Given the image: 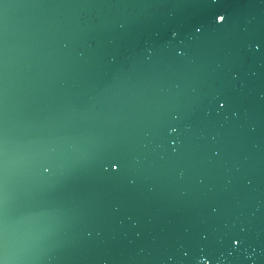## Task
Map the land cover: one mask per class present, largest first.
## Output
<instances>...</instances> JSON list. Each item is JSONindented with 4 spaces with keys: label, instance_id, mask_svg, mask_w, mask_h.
I'll return each mask as SVG.
<instances>
[{
    "label": "water",
    "instance_id": "water-1",
    "mask_svg": "<svg viewBox=\"0 0 264 264\" xmlns=\"http://www.w3.org/2000/svg\"><path fill=\"white\" fill-rule=\"evenodd\" d=\"M0 264H264V0H0Z\"/></svg>",
    "mask_w": 264,
    "mask_h": 264
},
{
    "label": "clouds",
    "instance_id": "clouds-1",
    "mask_svg": "<svg viewBox=\"0 0 264 264\" xmlns=\"http://www.w3.org/2000/svg\"><path fill=\"white\" fill-rule=\"evenodd\" d=\"M219 21H223V16L218 18Z\"/></svg>",
    "mask_w": 264,
    "mask_h": 264
}]
</instances>
